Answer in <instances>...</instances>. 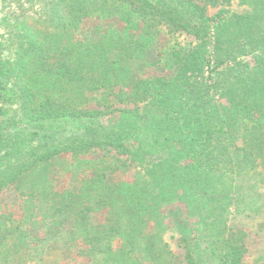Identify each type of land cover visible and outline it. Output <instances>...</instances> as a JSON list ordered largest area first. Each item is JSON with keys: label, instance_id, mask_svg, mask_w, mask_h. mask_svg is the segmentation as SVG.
<instances>
[{"label": "trees", "instance_id": "16d2710c", "mask_svg": "<svg viewBox=\"0 0 264 264\" xmlns=\"http://www.w3.org/2000/svg\"><path fill=\"white\" fill-rule=\"evenodd\" d=\"M229 1L52 0L45 18L16 17L0 101L16 99L20 116L0 106V195L14 188L21 202L19 218L0 212V264H142L168 230L187 264H246V234L230 217L264 206V0L208 14ZM91 16L110 25L86 33ZM161 25L195 45L157 51ZM98 150L143 172L112 180L107 160L81 158ZM66 156V173L82 176L56 190L52 164Z\"/></svg>", "mask_w": 264, "mask_h": 264}, {"label": "rangeland", "instance_id": "374dc122", "mask_svg": "<svg viewBox=\"0 0 264 264\" xmlns=\"http://www.w3.org/2000/svg\"><path fill=\"white\" fill-rule=\"evenodd\" d=\"M52 0H0V55L4 57L16 56L17 30L15 28L16 17L21 14H27L30 17L45 18L47 12L50 9ZM204 4V2H202ZM253 9V5L249 3H242L240 0H230L229 2L219 3L218 5L207 4V11L211 17L223 15L225 17L230 16L235 12H245ZM111 21L107 19H99L96 16H91L84 23V31L96 32L97 27L102 23L110 25ZM121 29L124 30V24L121 25ZM85 34V33H84ZM196 38L183 31H177L169 28L166 25H161L157 30L156 40L154 42V48L161 53L170 49H188L195 45ZM147 72H153L155 69L152 65H147ZM208 74V71L207 73ZM90 98H101V92L89 93ZM96 100H92L89 107L97 106ZM0 106L5 110H8L11 115L19 118V104L13 97H4L0 101ZM118 107H135L134 103H116L114 108ZM65 157V156H64ZM62 159L60 162H55L53 165L52 178L55 179L58 190L60 187H75L81 173L70 175L66 173L65 165L72 163L70 157ZM82 159H90L100 161L105 159L108 161V165L112 166L111 179L115 181H130L136 180L143 172V168L138 162L133 161L128 155H122L116 153V151L106 152L105 150H98L95 154H88L82 156ZM257 179L259 181L260 190L264 192V169L262 167L257 171ZM19 191L11 188L4 191L0 195V212H6L7 208L15 210L14 218H19L20 211L18 205L21 201H16L19 195ZM15 206V207H14ZM230 226L234 230H242L246 234V243L248 252L245 256L246 264H264V206L255 211L249 208L236 211L233 209L230 217ZM161 241V240H160ZM158 241L153 250H161L158 256L148 260L142 259V264H187L185 260V249L180 241V236L173 230H168L163 236V242L166 244L164 250L161 242ZM162 242V243H163ZM71 257V256H70ZM90 263L87 257L73 256L71 258H65L60 260L61 264H82Z\"/></svg>", "mask_w": 264, "mask_h": 264}]
</instances>
